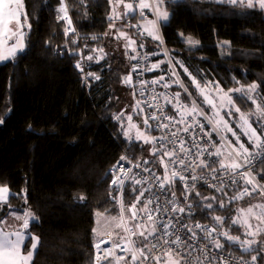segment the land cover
<instances>
[{"label":"trees","instance_id":"obj_1","mask_svg":"<svg viewBox=\"0 0 264 264\" xmlns=\"http://www.w3.org/2000/svg\"><path fill=\"white\" fill-rule=\"evenodd\" d=\"M21 2L26 48L0 65V188L9 189L3 213L12 205V210L34 215L29 232L39 239V246L32 264H95L96 216L118 217L120 211L111 169L124 153L145 161L159 174L166 163L157 162L161 152L146 158V147L125 136L126 116L120 111L127 102L123 90L131 67L128 57L108 49L113 38L109 36L114 23L112 0H66L75 32L62 18L60 0ZM163 2L171 17L161 25V35L177 63L200 81L217 82L226 91L256 85V93L264 96V10L220 0ZM138 14L131 12V22L124 18L132 32ZM140 36L136 35L143 43ZM188 37L198 43L189 44ZM98 50L105 52L99 61ZM81 61L84 70L77 66ZM178 69L180 84L189 91L190 75ZM180 84L171 90L191 104ZM237 99L243 108H252L251 101ZM257 181L264 184V161ZM134 189H124L127 204L138 193ZM243 189L240 184L219 192L198 191L191 222L214 227L213 244H222L221 251L260 255L264 262L261 245L245 251L240 243L221 235L227 232L248 242L245 229L233 221L239 207L248 206L259 192L233 199ZM29 248L28 241L24 252Z\"/></svg>","mask_w":264,"mask_h":264},{"label":"built area","instance_id":"obj_2","mask_svg":"<svg viewBox=\"0 0 264 264\" xmlns=\"http://www.w3.org/2000/svg\"><path fill=\"white\" fill-rule=\"evenodd\" d=\"M132 2L135 4L136 10H140L138 7L140 0H132ZM130 18L131 12L126 11L125 20L131 22ZM137 31L139 32V29H137ZM70 32H75L73 27H70ZM153 62V55L145 48H141L131 78L133 94L140 100L151 123L155 135L156 148H164V150L172 149L174 145L171 141L173 140L176 141L175 147L179 148L180 142L184 141V146L186 148H191V152L187 155L181 152L180 156L185 158L186 165L191 163L192 166L195 167V171H192L191 168L183 170L182 175L186 178L185 181H181L177 177L175 183L171 185V188H169L168 184H165L164 188L161 189L159 185L164 180V173L159 174L155 172L145 161L135 160L132 156H129L126 153L122 154L121 157H124L125 159H121L120 157L117 164L110 171L111 182L116 180L117 177L123 180V184L119 185V187L112 183V185L119 190V214L120 216L122 214L124 216L122 223L129 228H131L134 223H138L142 225L140 230H150L155 222L156 227L160 229V231L156 233V236L159 237L163 233V229L160 227L161 224L171 222L173 227L167 230L179 235L181 240L184 241L182 246L177 249L181 254L177 259H180L183 264H185V261L190 262V264H264V262L260 260V255H253L256 257L255 261H253V256L247 257L243 255H234L229 252L221 251L213 244L216 231L211 232V230L214 227L200 222H191L196 207L193 198L196 193L202 189L219 192L223 189L233 188L242 184L244 189L247 188L252 194V187L247 185V182L241 176V173H248L249 176L256 177L257 171L264 161V146L259 147L248 162L242 164V167L238 169L228 168L225 170L220 167L219 163H214L220 160V156L209 155V153L216 151L218 143L212 133L211 141L208 140L205 133L210 132V130L199 118L196 117V119L204 125L203 132L197 127H191L188 132H184L183 129L187 126L186 123H173L166 119V117H172L174 120L178 121L180 119V112H184V109L181 108V104H187L180 98L179 101L172 99L175 93L170 87H165L164 85L166 83L164 81L152 76ZM78 65L79 69H85V61H81ZM177 109H180V112H178ZM153 116L158 117L159 119H152L151 117ZM185 120L188 123H191L193 117L188 116L185 112ZM158 124H167L168 127L157 128ZM173 132H176L177 135L173 136L171 134ZM164 136H167V140L160 139ZM193 138H195L196 142L200 145L199 149L192 148ZM261 141L262 144H264V138L261 139ZM204 148H207V152H202V155L199 158L192 155L197 151H202ZM164 159L169 168L170 175L173 168L177 171H181L179 165H172L169 163L168 157L165 156ZM200 159L205 160L209 167L203 168L197 166L199 165ZM137 165H139V167H137ZM212 169H215V171H212ZM192 176H196L199 179L193 181L191 179ZM135 181H140V183H136ZM185 184L189 187L185 188ZM192 185H194V188ZM213 185L215 187H213ZM128 186L135 188L136 192H138L135 198L139 197L140 203H136L135 199L131 201L132 204H136V209H140L142 205L147 204L148 200L153 201V203L147 204V208L153 216V221H149L147 219V214L142 211L138 212L136 221H131L129 219L130 214H125L126 204L124 203V189ZM141 189H148V191L144 192L142 197L139 195V190ZM173 192H175L174 196ZM185 195H187V199H185ZM121 198L123 199V208L121 205ZM168 201H173V203H168ZM189 205L191 206L190 208L188 207ZM174 206L182 207L185 211L183 213L173 212L172 208ZM157 208H159L160 211H152ZM164 208H167L168 211H163ZM141 217L143 219H141ZM197 224L206 226L207 230L211 232V235L206 236L205 232L196 227ZM184 225H187V227H183ZM189 228L196 232V239L189 238L191 237V232L188 231ZM122 237H126L127 239L122 238L118 241H113L110 237H104L101 239V241L95 245V264H97V256L101 257L99 264H116L115 257H129L130 254L128 251H122L123 248H131V244L128 242L129 240H136L137 247L140 246L139 241L142 239L141 237H133L128 232H124ZM164 239L168 240L169 243L163 244V240L157 241L154 237H149V240L152 243L157 244V254L167 248H177L175 244L171 243L174 236H165ZM114 244L119 246L112 247ZM97 245H99V248H97ZM160 245H163V247L161 248ZM105 250L111 251V254L108 255L107 259L103 258L105 256ZM181 257H183V259H181ZM197 257L199 260L196 259ZM119 264H127V261L121 260ZM148 264H155V262L149 261Z\"/></svg>","mask_w":264,"mask_h":264},{"label":"snow or ice","instance_id":"obj_3","mask_svg":"<svg viewBox=\"0 0 264 264\" xmlns=\"http://www.w3.org/2000/svg\"><path fill=\"white\" fill-rule=\"evenodd\" d=\"M118 3H123V0H117ZM222 3H230L233 5H244L248 8H253V7H259L260 9L264 10V0H220ZM162 5H163V0H156L155 3L149 4L145 2V0H140V3L138 5L140 11V14L143 15V9H152L154 11V14L156 15V20L149 21V25L151 27L149 29H145L147 34L151 36L153 39L160 40L161 43L163 41L161 40L159 34H158V29H157V22L159 20H163L165 22L168 21L169 19V13L166 10H162ZM22 8V2L21 0H0V23L4 24L5 27H7L8 22L12 21L13 19L16 21L15 24V31L13 29H8L9 38L11 36H16L17 39L15 43H13L10 47L7 48L6 51H0V61H6L10 59H15V56L18 51H23L24 49V44L22 42V35L19 32V29L22 27V25L19 22V17L22 14L20 9ZM125 8L127 9L128 12H135L136 9L134 8L132 3H128L125 5ZM63 10V9H62ZM70 23V21H69ZM30 27V26H29ZM121 36H124V33L120 34ZM183 36V33L180 34ZM187 42L189 44H195L198 43L197 41L192 40L191 37L186 38ZM132 44H135V41H131ZM143 45H141L142 47ZM133 59L135 57H132ZM88 59H92L91 57H88ZM79 67V65H77ZM157 67V65H153V68ZM182 67V66H181ZM185 71H187L185 69ZM175 75V73H173ZM97 79L99 77H96ZM126 83H131V78L126 77L125 78ZM179 82V81H177ZM193 83L195 84L196 88L199 90L200 95L203 97V103H206L210 106V108L213 109V114L218 116L219 113L215 111L216 109V104L214 103V99H210L209 95H205V88L207 85L204 87H201L199 82L195 81V78H193ZM165 87H168L167 84L164 85ZM180 86L184 88V92L187 93L188 96H191V93H188V89L181 83ZM256 85H251L247 89H244L243 87L236 88V89H229V93L232 91L236 92H243L245 97L251 101V103L255 106L254 110L251 113L245 114L241 113L239 108H236L235 105L233 104L232 98L229 95V93H224L223 89L219 87V84L216 85L215 87V92L222 94L223 96L227 97V107L228 110L226 112V115L231 116L232 115V109L235 110L236 113H239V121H240V128L242 129V132L245 136L248 137L249 140L253 141V143L257 147L264 146L261 141V135L257 133L256 129L252 127V123H250V119L254 118V122L257 123L258 126L264 125V96H260L258 93H256ZM179 93L174 94L172 99H175L179 101ZM257 100L261 101L262 103H258ZM170 102V101H169ZM191 108L188 107V105L181 104V108L184 109V112H180V109H177L178 112H180V119L178 121L174 120L172 117H166V119L170 120L173 123H186L187 126L183 129L184 132H188L189 128L191 127H197L203 132L204 125L200 123L198 119H196L197 116H203L206 121H208L209 124H212V119L208 116H206L202 109L199 108L195 100H191ZM175 107V106H174ZM221 110H224V106L221 105ZM185 112L187 113L188 116H192L193 120L191 123H188L185 120ZM152 119H159L158 117H151ZM119 119V117H117ZM131 119V117H129ZM223 118L220 117V120ZM220 120H217V124L220 123ZM0 123H3V120H0ZM145 124H147V119L144 121ZM225 127H227V122L224 121ZM167 124H158L157 128H167ZM179 131V130H178ZM212 131H217V128L215 126L212 127ZM227 131L232 132L233 136H236V133L232 131L230 127H227ZM262 132H264V127L261 129ZM173 136H176L177 133L173 132L171 133ZM207 136L208 140L211 141V131L205 133ZM139 138V137H138ZM160 139L162 140H167V136L161 137ZM221 139L226 140V137H221ZM237 141H239V137H236ZM155 143V138L152 140H149L148 138H145V143ZM171 143L174 145L172 149L169 150H164V148L157 149L156 151H160L162 153L161 157L157 161L158 163L163 164V157H168V161L172 165H179L181 171L175 170L173 168L171 170V176L169 177L167 174L169 172V168L167 165H165V179L160 183L159 187L161 189L164 188L165 184L169 185V188H171V185L175 183L176 178L178 177L181 181H185V177L182 175L183 170H187L188 168H191L192 171H195V167L192 166L191 163L188 165L185 164V158L180 156V153L183 152L185 155L191 152V148H186L184 146V141L180 142L179 148L175 147L176 141L173 140ZM228 146L231 147L233 152H236L237 155H239V152H237L236 147L232 146L231 142H227ZM192 148H200V145L196 142L195 138H193L192 141ZM239 148L243 150V152H247V149H244V146L242 144L239 145ZM156 151L153 152V155L156 154ZM202 152H207V148L202 149V151H197L193 153L192 155L196 158H199L202 155ZM209 155H216V156H221L222 153L219 148L216 149L215 152L209 153ZM121 159H125L124 157H121ZM214 163H219L220 167L227 170L228 168H234L238 169L242 167V165L238 163H231V164H225L223 160L216 161ZM200 167L203 168H208L209 165L208 163L200 159L199 165ZM139 167V165H137ZM212 171H215V169H212ZM241 176L246 180L248 184L252 185V191H257L259 189L261 195H264V188H261L258 184L255 183V177L249 176L248 173H241ZM159 179V178H158ZM191 179L193 181L199 179L196 176H192ZM136 183H140V181H135ZM113 184H116L118 187L119 185L123 184V180H121L119 177H117L116 180L112 181ZM185 188H188L189 186L187 184L184 185ZM194 188V185H192ZM213 187H215L213 185ZM135 191V189H134ZM148 191V189H141L139 190V195L142 197L144 195V192ZM7 194H8V189L5 188H0V201L6 202L7 201ZM175 195V192H173V196ZM197 196H199V193H196ZM246 195H251V192L245 188L242 193L239 194V196L233 197V199H242ZM83 199V197H81ZM185 199H187V195H185ZM212 199H215L213 197ZM136 203H140L139 197L135 198ZM153 203L152 200H148L147 204ZM168 203H173V201H168ZM147 204H144L141 206L140 209H136V204H131L128 207V212H129V219L131 221H136L138 212H145L147 214V219L149 221H153V216L151 215V212L147 208ZM121 205L123 208V199L121 198ZM189 208L191 207L190 205L188 206ZM206 207L211 208L212 205L208 204ZM254 208H260L261 209V215H264V205H255L253 207L248 208L246 211L248 213H253ZM152 211H160L159 208L153 209ZM163 211L167 212L168 209L164 208ZM173 212H181L183 213L185 211L184 208L182 207H173L172 208ZM245 211V210H241ZM98 216L100 215L99 213L97 214ZM261 216L257 215V219H260ZM15 219L17 220H22V228L23 229H28L29 227V220H35V217L32 213L28 212L24 216H16ZM141 219H143L141 217ZM216 221H218L220 224H223V220L220 217H215L214 218ZM124 220L123 214L119 218H113V221L115 223V227L121 228L122 231L128 232L131 234V236H139L142 239L139 241V247H137V241L136 240H129L128 242L131 244V248H123L122 251H128L129 252V257H115L116 264H119L121 260H126L127 264H148L149 261L155 262V264H181L180 259H177V257H180V252L177 250L179 249L184 241L181 240L179 235H176L172 232H169L167 229L173 227L171 222L161 224V228L163 229V233L161 236L157 237L156 233L160 231L159 228L156 227L155 222L153 223V226L150 230L144 229L140 230L142 228V225L138 223H134L131 228L126 227L122 222ZM4 222L0 221V225H2ZM233 223H239V221H233ZM183 227H187V225H184ZM197 228H200L201 231L206 233L207 235H211V232H214L215 229L213 228L211 232H209L206 228V226H202L200 224L196 225ZM251 227V225H249ZM189 232H191V237L190 239H196V232L189 228ZM221 235L225 236L228 240H231L235 243H240L241 247H244L246 244H248L247 241H240L239 237H233L229 235L227 232L221 233ZM247 235H255L253 232H248ZM154 237L157 241L163 240V244H168L169 241L164 239L165 236H174V239L171 241L172 244H175L177 246L176 249H171L167 248L164 249L163 251L159 252L157 254V244L152 243L149 240V237ZM29 237V243H30V248L25 252H22V247H23V242L25 239L24 233L20 231H14V232H6L2 228H0V264H30L32 260V255L33 252L35 251L37 244L39 243L38 238L32 237L31 233H28ZM124 239H127L126 237H122ZM35 241V242H32ZM215 247L216 248H222L223 245L214 241ZM119 245H112V247H118ZM162 248L163 245H160ZM250 247V245H249ZM97 248H99V245H97ZM245 251H248V247H244ZM111 254L110 250H105V256L103 257L104 259L108 258V255ZM101 257L97 256V264H99V260ZM183 259V257H181ZM199 260V258H196ZM253 261H255L256 257H252ZM185 264H190V262L185 261Z\"/></svg>","mask_w":264,"mask_h":264},{"label":"rangeland","instance_id":"obj_4","mask_svg":"<svg viewBox=\"0 0 264 264\" xmlns=\"http://www.w3.org/2000/svg\"><path fill=\"white\" fill-rule=\"evenodd\" d=\"M121 4L122 3H120V5ZM132 4L135 7V4L133 2H132ZM241 6L246 7L244 5H241ZM246 8H248V7H246ZM250 9L262 10L258 6L250 8ZM113 10H114L113 15L115 16V12H118V10H119L118 6L114 5ZM162 10H166L167 12H170L169 10H167L164 2L162 5ZM114 16L112 17L113 21H114ZM124 18H125V13H124L123 19ZM145 20L148 22L153 21V20H156V17L155 16H151L150 18L147 17ZM68 24H69V27H72L71 23H68ZM113 25H115V24H113ZM157 26H158V24H157ZM119 28H122V32L124 33V36H121L120 33H118V30H116L117 29L116 26L111 27V29H110L111 33H109V36L112 37L115 34L114 37L120 38L118 45H116L115 47L116 48L118 47L117 52L121 53V55L124 57V56H127V53H129L128 49H129L130 44L133 46L137 45L138 39H137L136 35H139L137 29H140V26L138 24H136L133 27L134 31L133 32L131 31L132 33H130V31L125 27L123 22L120 24ZM157 29H158V27H157ZM140 37H142V35ZM131 41H135V44H132ZM156 47H158V48L155 49V47H154V49L159 51L160 54L162 52V54H163L162 56H164L163 57L164 63H165L164 69L167 71L166 75H168L171 78V80H170L171 85L172 86H178L180 84V78H179L180 73H179L178 68L181 66L183 67L182 63H180V62L177 63V58H174L166 50L165 46L164 47L163 46H156ZM142 48H145V47H142ZM164 48H165L166 52L162 51V50H164ZM145 49H147V48H145ZM109 50H112V49H109ZM130 67H131V65H130ZM184 71H185V69H184ZM173 72L175 73V75L173 74ZM185 72H186V74L190 75L192 83H193V78H195V81L199 82L201 87H204L205 85H207V87L205 88V95L211 94V95H209V98L214 99V103L216 104L215 111L219 113L218 116L213 114V109L210 108V106L208 104L202 102L203 97L200 95L199 90L196 88L194 83H193V87L190 88V90L188 91V93H191V96H188L187 93H185L186 96H188L190 98V100L196 101L197 105L199 106L200 109H202L203 113L206 116H208L212 119L213 123L209 124L208 121H206L203 116H197V118H199L208 127V129L211 131L212 135L216 139V142L218 143L217 148H219L221 153H222V155L220 156V160H223L225 164H231L233 162H235V163L242 162V164H246L248 162V160L251 158V156L259 149V147H257L253 143V141L249 140L248 137L243 134L242 129L240 128L239 113H236L235 110L232 109V115L231 116L226 115V112L228 110L227 97L223 96L220 93L215 92V87L218 84L217 82L200 81L199 79H197L196 77L191 75L188 70ZM131 78H132V74H131ZM177 81H179V82H177ZM125 87H126V89L123 90V91H125L123 94H125V100H127V102L122 107V109L120 111L121 114L126 116V123H124L125 136L131 142L142 143L146 147V155H147L146 158L151 159L155 156V155H153V152L157 150L155 143H151V142L145 143V138H148L149 140H152L153 138H155V135L152 133L151 123L149 122L146 114L144 113L145 111L143 109V106H141V104L137 100L133 99V97H131V95H130V91L133 92L132 80H131L130 84L129 83L125 84ZM168 87H170V89H171L170 85H168ZM219 87L222 89L220 84H219ZM238 88H240V87H238ZM193 92L195 94L192 95ZM223 92L229 93V91H226L224 89H223ZM229 95L232 98L233 104L235 105L236 108L240 109L241 113L248 114L254 110V107H255L254 105H253L254 107L252 106V108L250 107L249 109H245L238 102L237 97H240V96L244 100L245 99L249 100V99H247V97H245L243 92L232 91L229 93ZM257 102L262 103L259 100H257ZM184 103H186V102L184 101ZM186 104L188 105L189 108H191V104H189V103H186ZM221 105L224 106V110H221ZM248 106H250V105L248 104ZM129 117H131V119H129ZM220 117H222L223 119L220 120ZM145 119H147V124L144 123ZM217 120H220V123L217 124L216 123ZM224 121L227 122V127H230L232 129V131L236 133V136H233L232 132L227 131V127H225ZM250 123H252V127L256 129L257 133L261 135V139H263L264 138V132H262L261 129H262V127H264V125L258 126L257 123L254 122V118L250 119ZM213 126H215L217 128V131H212ZM237 136L239 137V141H237V139H236ZM221 137H226V140L221 139ZM228 141L231 142L232 146L236 147V150H237V152H239V155H237L236 152H233L231 147L228 146V144H227ZM240 144H242L244 146V149H247L246 153L243 152V150L239 148ZM158 152L159 151H156V154ZM163 164H165V161H163ZM163 170H164V179H165V168ZM167 175L169 177L171 176L169 172ZM255 183L258 184L261 188H264V184L260 185L258 183L257 174L255 177ZM247 185L252 187L251 184L247 183ZM242 192L243 191H241L240 193H242ZM257 192H259L257 199L252 201L250 204H248V206L239 207L238 215L234 219V221H239V223H234V224L240 226L242 229L244 228L245 234H247L248 232L255 233V235H248L249 236L248 244H246L244 246V247H248V251H251L252 250L251 247L256 246V245H261L262 247H264V215H261V209L260 208H254L253 213H248L246 211L248 208L253 207L255 205H264V195H261L259 189L257 191H253L252 194H256ZM247 196L248 195L244 196L242 199H237V200H244V199H246ZM118 199H120V196H118ZM247 200H248V198H247ZM124 203L126 204L125 214L129 215L128 207L132 203L130 202L129 204H127L125 201V197H124ZM7 208L9 210H12L13 206L8 205ZM241 210H245V211H241ZM7 212L8 211H6V213ZM99 214H100L99 216L98 215L96 216V226H95V236L98 238V242L101 241V239H103L104 237H110L113 239V241H118V240L122 239V235L124 234V232L120 228L115 227V223L113 221L114 217L107 215V214H104V213H99ZM257 215H260L261 218L257 219ZM119 217H120V214L118 217H115V218H119ZM249 225H251V227H249ZM249 245H250V247H249ZM244 247H242L243 250H244ZM181 264H183V263L181 262Z\"/></svg>","mask_w":264,"mask_h":264},{"label":"crops","instance_id":"obj_5","mask_svg":"<svg viewBox=\"0 0 264 264\" xmlns=\"http://www.w3.org/2000/svg\"><path fill=\"white\" fill-rule=\"evenodd\" d=\"M61 4H60V7H59V10L61 12V15H62V18L65 19L67 22L70 21V15H69V10H68V6H67V3H66V0H60ZM113 2V8H114V5L115 6H118L119 10L118 12H115V16H114V23L115 25L113 26H116L118 30V33H123L122 32V28H119L120 24L122 22H124V13H126L127 9L125 8V5L128 4V3H132L130 0L128 2H125L123 0V3L120 5V3L117 2V0H112ZM145 2L149 3V4H152V3H155L156 0H145ZM134 6V5H133ZM135 8V7H134ZM63 9V10H62ZM136 9V8H135ZM21 11V15L19 17V22L20 24L22 25V27L19 29V32L20 34L22 35V42L24 44V49L23 51L25 50L26 48V28L24 26V23H23V6L22 8L20 9ZM140 11L141 10H138L137 13L138 14V20H137V23L139 26H140V29H139V34L142 35V37L144 38V42L141 43L138 39V42H137V45L136 46H133V45H129V49H128V52L127 53V56H124L125 57H128V60H129V64L131 65V74L133 73L134 71V67H135V64L139 58V55H140V50L142 47H145L148 49V51L153 55L154 57V62H153V65H157V67L153 68L152 66V76L155 77V78H158L159 80H162L164 81L167 85H171V78L166 75L167 71L164 69V56H162V52L161 54L159 53V51L155 50L156 46H163L164 47V41H163V38H162V35H161V25H164V24H167L170 20V17H171V13H169V19L167 22L163 21V20H159L157 22L158 24V34L161 38V40L163 41V43L160 42V40H156V39H153L151 36H149L147 34V32L145 31V29H149L151 26L149 25L148 21H146L145 19L147 17H151V16H155L156 15L154 14V11L152 9H143V15L140 14ZM15 24H16V21L13 19L12 21L8 22L7 24V27L4 26V24L0 23V51H6L8 47H10L13 43H15L17 37L16 36H11V38H9V33H8V29H13V31H15ZM135 24V25H136ZM112 26V27H113ZM126 27V26H125ZM130 33L131 30L126 27ZM111 33V32H110ZM115 34L113 35V38H109V39H112L110 42H109V47L108 49H110L111 47L114 48L113 50L115 51L116 55H118L119 52H117L118 50V47H114L116 45H118L119 43V37L116 38L114 37ZM142 38V39H143ZM141 45H143L141 47ZM155 47V49H154ZM23 51H18L16 56L21 54ZM164 52L165 51V48L164 50H162ZM15 56V57H16ZM120 56L121 53H120ZM89 57H92V56H89ZM105 57V53L103 50H98L97 54H96V60H101ZM132 57H135L134 59ZM13 59H10V60H6V61H0V65L2 64H5L9 61H12ZM184 69V67H182ZM171 72V71H170ZM174 73V72H173ZM131 74H130V78H131ZM130 95L131 97H133V99L137 100L140 104L141 102L139 101V99H137V97H135L133 95V92L130 91ZM142 106V104H141ZM238 164L242 165V162H239ZM9 193L7 194V201L6 202H3V201H0V221H3L4 223L2 225H0V228H2L4 231L6 232H14V231H20L22 233H24L25 235V239H24V242H23V247H22V252H24V248L27 244V242L29 241V237H28V233L29 232V229H30V226L31 224L35 221V220H29V227L28 229H23L22 228V220H17L15 219L16 216H24L26 213L30 212L29 210H25L23 212H19V211H16V210H9L5 215L3 214V208L5 205H7L8 201H9ZM2 213V215H1ZM31 213V212H30ZM105 235V234H104ZM107 235V234H106ZM32 237H35L33 235H31ZM39 241V239H38ZM32 242H35V241H32ZM38 246H39V243L37 244V247L35 249V251L33 252V255H32V260L30 262V264H32L33 262V259H34V256H35V253L38 249Z\"/></svg>","mask_w":264,"mask_h":264},{"label":"water","instance_id":"obj_6","mask_svg":"<svg viewBox=\"0 0 264 264\" xmlns=\"http://www.w3.org/2000/svg\"><path fill=\"white\" fill-rule=\"evenodd\" d=\"M69 22H67V25H68V28L70 29V27H69V24H68Z\"/></svg>","mask_w":264,"mask_h":264}]
</instances>
